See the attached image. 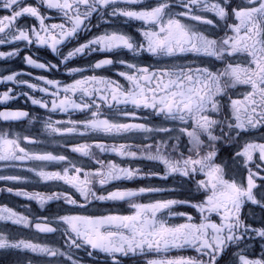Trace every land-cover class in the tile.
<instances>
[{
    "label": "snow or ice",
    "instance_id": "1",
    "mask_svg": "<svg viewBox=\"0 0 264 264\" xmlns=\"http://www.w3.org/2000/svg\"><path fill=\"white\" fill-rule=\"evenodd\" d=\"M119 18L140 22V38L123 30ZM93 29L99 33L64 53V47ZM0 45L15 47L0 52V59L27 49L26 65L51 73V78L32 77L35 82L24 79L29 72L3 76L0 84L23 85L43 95L15 94L8 87L0 93V104L27 97L44 110L49 136L91 133L113 139L71 147L97 165L92 169L67 155L26 147L43 141L7 124L0 131V162L11 167L34 162L40 166L23 171L66 187L50 193L11 187L0 191L35 201L41 210L53 201L68 208L30 220L0 207V221L53 237L50 243H39L0 233V249L46 257L43 264H91L97 253L104 254L105 264L150 254L156 258L146 264H264V0H0ZM33 45L50 50L55 62L34 58ZM93 53L111 55L89 62V67L72 66L77 57ZM101 69H116L120 79L101 74ZM61 72L71 82L57 78ZM77 112L84 119H72L70 114ZM149 116L164 123L151 125ZM24 120L36 123L29 111H0V121ZM156 133L166 134L167 140H156ZM97 152L158 162L164 174L150 175L160 180L182 177L179 184L194 195L138 202L146 194L176 191L154 186L97 194V184L104 188L149 175L139 167L106 162ZM53 163L61 170L48 171ZM0 181L25 183L27 178L4 172ZM94 201L127 203L130 211L90 212ZM248 205L261 211L249 208L244 215Z\"/></svg>",
    "mask_w": 264,
    "mask_h": 264
},
{
    "label": "flooded vegetation",
    "instance_id": "2",
    "mask_svg": "<svg viewBox=\"0 0 264 264\" xmlns=\"http://www.w3.org/2000/svg\"><path fill=\"white\" fill-rule=\"evenodd\" d=\"M32 3H35V0H31ZM141 6L137 5L136 8L139 9ZM51 15H55V13H50ZM209 17H211V13L205 14ZM56 22H59L57 20ZM95 23V21H93ZM119 25L128 32L130 35H132L134 38L139 39V33L136 31V28L139 26L140 22L136 21H125V18H119L118 21ZM99 30L93 29L92 33H81L79 40H73L67 47H64L62 50L66 54V52L69 50V48L78 46L79 43L85 42L87 39H90L93 34H98ZM23 47V45H21ZM15 47L12 45H0V52H8V51H14ZM32 53H34V58L39 59L41 62L50 60L52 62H55L56 58L52 56L50 50L45 49H37L35 45L32 46ZM29 51L26 49L20 56L11 57L7 59H0V78H2L5 75H10L15 71L20 72H29L31 73L30 77H24V79H28L30 82H35L32 77L36 75H46L49 78H51V73H43L42 70L33 69L26 65V63L23 61V55H29ZM106 55L111 54H97L93 53L92 56H85V57H77L74 61H72V66H78V67H89V62H94L96 59L104 58ZM127 58L131 59V54L126 53L125 54ZM120 66L117 65L116 69H119ZM109 71L108 69H101L98 70L101 74L110 76L115 79H120L114 75L115 70ZM88 74H91L89 72ZM57 78L67 80L68 82H71V78L64 75L63 72L59 73L57 75ZM126 83V82H125ZM8 87H12L15 94H19L21 90L25 92H29L30 94L34 95L37 98H40L43 94L41 93H33L31 89H27L23 85H4L0 84V93H3L7 90ZM5 110H23V111H29L30 116L36 118V123L29 125L27 120L19 121V122H4L0 121V131L5 130L7 127V124H11L12 128L16 132L20 133H28L37 139H40L43 141V143L31 146L26 145V147L32 148L35 147L36 150H44V151H51L55 154H64L72 158L73 160L83 163L85 166L90 167L92 169H95L97 165L93 164L91 160L87 157H81L77 153H73L70 151L71 147L75 144L79 143H95V142H107L112 143L113 139L110 137H104L101 135L96 134H89L87 136H79V135H71L68 137H61L52 135L49 136L47 132L44 130V124L43 120L46 118L45 116L41 115L44 113L43 109H39L38 107L31 104L30 101L27 100V97L21 96L18 100L13 99L9 100L6 105L0 104V111ZM103 111L105 113H108L109 110L107 108H104ZM140 115H148L146 112L139 113ZM53 119H69V115L64 114H51ZM72 119H84V115L82 113H74L70 114ZM90 117V114H89ZM148 123L151 125L159 126L162 122V118H157L154 116L148 117ZM170 126V125H168ZM257 136L260 135V132L257 131L255 133ZM156 140H159L161 138L167 140V136L164 133H156L155 134ZM185 137V142H186ZM123 142V141H121ZM129 143H139L140 141H128ZM147 143H154L153 140L146 141ZM174 143V141H173ZM63 145V146H62ZM226 154V152H225ZM97 155L100 156L101 159L105 160L106 162L111 161L119 164L122 167H136L135 163L139 164V168L142 170V174H149L148 178L146 179H136L132 181H113L110 184L104 186V188H101L99 184L95 185L94 190L97 191V194H103L106 195L107 191H114L117 187L120 188H139V187H147V186H154V187H165V188H175V192H163V193H151L146 194L143 197L138 198V202H148L149 199L155 200V199H167V198H175V199H182L186 197L193 196L194 193L189 192L188 189L182 185L179 184V181L182 180V177L176 176L172 177L169 176L167 180H160L158 176L150 175L151 172L155 171L159 175L164 174V168L162 164H159L158 162H155L156 164H150L148 160H131L127 158H120L114 154L107 153V154H100L97 152ZM131 161V162H130ZM135 162V163H132ZM150 165V166H148ZM40 165L34 163V162H28L24 165H17L16 167H11L4 162H0V173H13L18 174L23 177L27 178V182L25 183H16V182H5L0 181V189H7L8 187L13 188L14 191L16 190H24L29 192H43V193H50L53 190H60V188L66 187L63 186L62 183H60L58 186L54 187L56 182H49L44 183L39 180L38 177L33 175L32 173H28L26 171H23L26 167H39ZM48 171H58L61 170V165L58 164H48L47 165ZM77 198L78 194H75ZM95 206H90L89 211L95 212V213H104L108 211H120L125 214H127L130 209L128 208L127 203H118L114 205L112 202H99L94 201ZM7 206L12 208L13 210L19 212L20 214L26 215L30 220H34L37 217L40 216H49L52 213H55L57 211H61L62 209H67V205H63V201H53L50 202L48 205L45 206L44 210H41L39 205L35 201H28L22 197H17L13 195L12 193L5 191H0V207ZM62 206V207H58ZM249 208L254 209L257 213H259L261 210L256 209L255 206L248 205L243 210V214L247 215ZM194 211V210H193ZM218 219V218H217ZM0 233H3L5 235H8L9 238L12 239H29L34 242L39 243H50L53 240V237L51 234H42L35 231L33 228H24L20 225H13L11 222H4L0 221ZM62 244L63 242L60 241ZM255 254L258 256L260 252V245L257 241L254 245ZM177 252H172L169 255L175 256L178 255ZM81 256H83V259L85 261H89V257H87L84 253H80ZM156 258L155 254H150L148 256H140L137 255L135 257L129 256V257H122L123 264H146L147 259ZM46 257H41L36 254H33L28 251H22L17 249H0V264H29L31 261L32 264H43V262L46 260ZM228 258L225 257V260ZM91 264H105V256L102 253L96 254V259L91 261Z\"/></svg>",
    "mask_w": 264,
    "mask_h": 264
},
{
    "label": "rangeland",
    "instance_id": "3",
    "mask_svg": "<svg viewBox=\"0 0 264 264\" xmlns=\"http://www.w3.org/2000/svg\"><path fill=\"white\" fill-rule=\"evenodd\" d=\"M212 15V14H211ZM164 123V122H162ZM131 162V161H130ZM150 164H156L154 161H148ZM132 163H135V162H132ZM136 167H139V164L138 163H135ZM150 166V165H148Z\"/></svg>",
    "mask_w": 264,
    "mask_h": 264
}]
</instances>
